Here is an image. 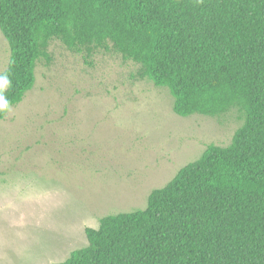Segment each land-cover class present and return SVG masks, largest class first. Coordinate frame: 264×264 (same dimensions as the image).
<instances>
[{"label":"trees","instance_id":"1","mask_svg":"<svg viewBox=\"0 0 264 264\" xmlns=\"http://www.w3.org/2000/svg\"><path fill=\"white\" fill-rule=\"evenodd\" d=\"M0 29V120L56 39L86 60L133 61L180 116L245 115L229 144L209 143L145 208L87 227L88 244L55 264H264V0H0Z\"/></svg>","mask_w":264,"mask_h":264},{"label":"rangeland","instance_id":"2","mask_svg":"<svg viewBox=\"0 0 264 264\" xmlns=\"http://www.w3.org/2000/svg\"><path fill=\"white\" fill-rule=\"evenodd\" d=\"M52 61L0 120V264H55L88 244L103 216L145 208L151 191L227 145L244 122L183 117L166 87L138 79V65L113 50L91 57L60 40ZM0 29V74L10 61Z\"/></svg>","mask_w":264,"mask_h":264}]
</instances>
